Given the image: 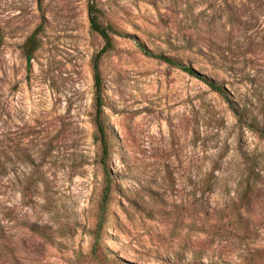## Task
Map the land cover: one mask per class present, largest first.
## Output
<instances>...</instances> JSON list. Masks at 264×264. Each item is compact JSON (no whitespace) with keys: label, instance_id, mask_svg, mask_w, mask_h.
<instances>
[{"label":"rangeland","instance_id":"1","mask_svg":"<svg viewBox=\"0 0 264 264\" xmlns=\"http://www.w3.org/2000/svg\"><path fill=\"white\" fill-rule=\"evenodd\" d=\"M88 3L0 0V264H264V0H95L106 156Z\"/></svg>","mask_w":264,"mask_h":264},{"label":"trees","instance_id":"2","mask_svg":"<svg viewBox=\"0 0 264 264\" xmlns=\"http://www.w3.org/2000/svg\"><path fill=\"white\" fill-rule=\"evenodd\" d=\"M100 12V9H98L95 0H89L88 3V13H89V20H90V26L91 29L95 32H97L104 40L103 47L97 52V54L94 57V63H93V71H94V79H95V125L97 129V135L96 139L100 141L102 154L106 156L109 153V146H108V133L106 129V125L103 122L102 114H103V106H104V98H103V82H102V76L100 73V67L99 63L103 56L114 49V37L115 36H121L123 35L118 29L113 27L112 25H104L99 20L98 13ZM0 38H1V27H0ZM39 47V40H38V31L35 30L24 42L22 49L23 53L27 59L28 63H31L35 51ZM141 48L144 50V52L148 55L154 56L156 58L162 59L172 65H175L177 67H180L189 73L197 76L199 75L191 66H188L178 59H175L171 56H167L164 54H156L148 50L145 46L141 45ZM202 77V76H201ZM204 78V77H202ZM205 79V78H204ZM211 86H213L216 90L221 92L222 94H225V89L222 86L215 85L214 82L205 79ZM237 111V108L234 107ZM238 115L240 117H243L242 114L237 111ZM110 190L111 188L105 187L104 191L102 192L101 197V210L103 213H105L106 205L109 201L110 197Z\"/></svg>","mask_w":264,"mask_h":264}]
</instances>
